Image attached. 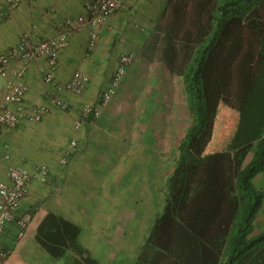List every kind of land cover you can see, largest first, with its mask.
I'll list each match as a JSON object with an SVG mask.
<instances>
[{
	"label": "trees",
	"instance_id": "obj_1",
	"mask_svg": "<svg viewBox=\"0 0 264 264\" xmlns=\"http://www.w3.org/2000/svg\"><path fill=\"white\" fill-rule=\"evenodd\" d=\"M158 58L183 78L191 124L178 146L163 212L135 264H264V0H167ZM221 104L239 113L225 150L207 153ZM92 119V118H90ZM81 227L49 211L37 242L73 264H100Z\"/></svg>",
	"mask_w": 264,
	"mask_h": 264
},
{
	"label": "crops",
	"instance_id": "obj_2",
	"mask_svg": "<svg viewBox=\"0 0 264 264\" xmlns=\"http://www.w3.org/2000/svg\"><path fill=\"white\" fill-rule=\"evenodd\" d=\"M134 1L132 0L122 11L109 18L99 29V38L95 52L82 63V67L86 70L83 71L90 77V86L86 90L87 94H84L88 96L96 95L97 93L94 92L95 89L100 90L108 85L118 65L119 57L123 52L138 53L145 45L146 38L143 32L136 29L129 30L128 35L130 36L127 37L124 43L119 45L117 43L118 37L121 38L125 32V28L122 26V18L124 16L131 18V15L136 11L134 9ZM33 5L35 6L33 7ZM83 12V0H20V5L16 9L10 10L5 8L1 15L2 17L0 16V52L16 45L25 33H29L32 28L30 27L32 21L38 24L37 26L34 23V27L38 28L40 33L54 34L57 28L63 26L65 20L76 19ZM72 38L73 41L79 43L81 49H84V45L88 41V31H81V33L74 35ZM86 38L87 40H85ZM120 41H122V38ZM77 47L78 45L72 44L70 50L65 51L59 57L57 78L61 82H67L69 80L73 72V65H76L74 70L77 68L78 61L74 58L76 54L70 52ZM112 62L116 64L113 71L111 70L113 66ZM18 65L20 63L17 61L11 63L4 80L14 77L12 74L14 72L13 68ZM100 65L101 67L104 66L103 70L100 69ZM131 65L129 68L132 67ZM127 70L124 76L127 74ZM35 73L36 71H33L32 68L28 71L29 89L26 97V103L28 105L43 103L42 91L38 89L34 90L33 84L31 83V78L35 77ZM1 96L2 93L0 92V99ZM66 97L75 99L71 93H66ZM57 109L59 108L51 106L50 112L40 122H23L16 129L0 134V156L4 152L9 155L8 158L0 157V180H8V169L12 165L31 168L42 164L49 168L52 178H62L64 176L65 172H62L61 165L58 166L53 157V151L55 153L57 151L56 148L61 150L64 147L60 135L61 130L64 129L59 119L61 109ZM95 125L85 126V129L78 133L80 135L79 138L75 136L79 140L81 154H84L82 148L85 147L86 143L88 145H94L97 150H99V145L102 144L99 142V138L103 133L102 129L106 128L100 123L99 125ZM66 126L68 128L67 124ZM179 144L180 141L175 146H179ZM59 145L63 147L59 148ZM137 145L139 146L135 145L136 147H132L129 152H119L111 155V157L109 156L107 158L108 160L106 159L108 162L106 165L109 168H113V172H108L110 175L106 173L105 186L108 191L114 194V216L112 224L114 232H116L115 240H117L114 250V264H135L138 261L143 245L151 234L156 217L165 208L167 193L170 188V177L179 159V153L173 156L165 153L164 143L158 142L157 138H147ZM79 154L78 148L70 157L67 165L72 166L74 161H79L77 158L80 157L77 156ZM90 160L93 162L94 168L97 167V171L100 174L101 164L99 161L94 157H91ZM73 169L76 170V167ZM81 173L82 176L86 174V172ZM39 186V182L32 184L29 197L22 201L19 209L20 214L29 212L31 216L24 237L17 242L13 241L16 234V226L14 224H11L7 232L0 236V246L10 249L9 257L4 264H56V258H53L36 240L37 227L49 211L58 213L81 227V242L90 249L93 256L97 257L101 264L100 257L102 255L97 249H103L104 236H101V238L97 237V239L91 237L95 236L92 231L98 232L99 229L97 226L102 224V222H99L98 219L91 218L81 223L71 217L68 209L66 211L62 209H50L49 211L36 210L33 213L31 207L36 196L35 191L38 190ZM123 194H136V197L129 199V208L130 210L135 208L139 210V214L136 215L137 219L134 218L137 224L134 226L135 231H130L129 234V243L126 242V234L122 235L120 232L123 223V209L127 207L123 204V202L127 201ZM138 194L142 196L139 197ZM89 207L90 204L87 203L86 206L84 204L82 205L84 211ZM142 210H145V217L143 216ZM260 213L264 214V202L254 220L253 235L264 229L260 225V222L262 223L264 220L258 219ZM129 217L131 223L134 215L129 214ZM146 218L148 222L144 230L141 231L143 229V221ZM93 242L96 243L97 248Z\"/></svg>",
	"mask_w": 264,
	"mask_h": 264
},
{
	"label": "rangeland",
	"instance_id": "obj_3",
	"mask_svg": "<svg viewBox=\"0 0 264 264\" xmlns=\"http://www.w3.org/2000/svg\"><path fill=\"white\" fill-rule=\"evenodd\" d=\"M166 2L167 0H135L134 9L136 11L131 15L132 17L128 18L124 16L122 18V26L125 28V32L122 34V41H120L121 38L118 37V45L124 43L127 37L130 36L128 35L129 30L135 29L143 32L146 38L145 45L138 53H134L135 60L131 65L132 67H128L129 69L127 68V74L123 76L120 87L117 89L115 96L109 104L103 107L105 109L102 110L101 116L96 119H90L87 124L80 129L75 128L74 121L79 116L82 106L86 103L98 102L101 92L108 86L106 85L100 90L95 89L94 92L97 93L96 95H86V90L90 86V77L82 67V63L95 52V49L89 50L87 47L90 32L89 28L86 27L85 30H81L88 31V41L86 45H84V49H81L79 43L73 41L72 38L74 35L81 33V31L69 30V44L59 55L60 57L62 53L70 50L72 44L78 45L77 48H74L70 52L76 54L74 58L78 61L75 70L74 67H76V65H73L72 74L76 70H85L83 72L89 77V84L82 94L58 90L57 86H63L66 82L59 81L57 77L55 85L47 84L44 80L47 61L42 57L30 61L11 58L9 66L13 61L20 63V65L13 68L14 72L12 74L14 77L4 80L7 76L5 75L6 73L4 74L5 76H0V92L2 93L0 104H2L6 96L8 85L16 80V72L18 70H24L25 81L29 89L28 71L30 68L36 71L34 74L35 77L31 78V83L33 84L34 90L38 89L42 91V104H48L49 99L53 95H58L67 102L70 106V110L62 111L57 109L61 111L59 119L64 129L61 130L60 135L61 141L63 142L62 145L65 148L70 144L73 138L77 139L79 142L78 138L80 135H78V133L84 130L85 126H91V124L99 125V123L105 126L106 129H102L103 133L99 138V142L102 143L99 145V150H97L94 145H88V143H86L85 147L82 148L84 154H81V148L78 146L80 154L77 156L82 158L77 157L79 161H74L72 166L67 165L69 162L66 165L58 163V155L64 148L62 145H59V148L63 147L61 150L56 148L57 151L55 153L53 151V157L58 166L61 165L63 169L62 172H65L64 176L62 178H52L50 175L48 183H39L40 186L38 190L35 191L36 196L34 197V203H32L33 206L31 207L33 213H35L36 210L49 211L50 209H62L66 211L68 209L71 217L81 223L91 218L98 219L99 222H102L99 226L96 225L99 230L98 232L92 231L95 236L91 237L97 239V237L101 238V236H104L103 249H97L102 255L100 257L101 264H114V250L117 241L115 240L116 232H114L112 224L114 216V194L108 191L105 186L106 173L110 175V171L113 170V168H109L106 165L108 163L107 158L119 152H129L132 147L139 146L137 144L147 138H157L158 142L164 143L165 153L170 154V156L176 155L178 153V145L175 146V144L181 141L192 121L185 96L183 78L178 75L170 74L166 64L158 58V33L155 25L160 18ZM34 6L35 5H33V7ZM34 23L35 22L32 21L30 24V27H32L30 32L24 35H29L35 43L56 36L61 29V27L57 28L54 34H44V32L40 33L39 29L34 27ZM35 25L38 26L37 23H35ZM85 40H87V38ZM8 50H3L1 52H7ZM20 61L23 63L21 64ZM135 62L136 64L134 65ZM112 65L111 70L113 71L116 66L115 62H112ZM103 67L100 65L101 70H103ZM66 93H71L72 97L75 99L66 97ZM36 105L41 104H33V106ZM238 123V111L226 104H221L216 117L213 137L206 151L215 152L225 150L237 130ZM91 157H94L101 164L100 174L99 171H97V167L94 168L93 162L90 160ZM74 167H76V170L73 169ZM59 169L61 168L59 167ZM81 172H86V174L82 176ZM254 183L257 188L264 191V171L255 177ZM138 195L139 197L142 196L140 194ZM123 196L127 200L123 202V204L127 207L123 209V223L120 232L122 235L126 234V242L129 243V234L130 231H135L134 226L137 225L135 223L137 219L136 215L139 214V210L136 208L130 210L129 208V199L136 197V194H123ZM86 203L90 204V207L84 211L82 205L84 204V206H86ZM115 211L117 212V210ZM142 213L145 217V210H142ZM129 214L134 215L131 223ZM258 219H262L263 221L264 214L260 213ZM147 222L148 219H144L143 229L141 231L144 230ZM260 225L264 227V222H260ZM93 244L97 248L96 243L93 242ZM55 263L73 264L71 254L68 253L65 257L56 259Z\"/></svg>",
	"mask_w": 264,
	"mask_h": 264
},
{
	"label": "built area",
	"instance_id": "obj_4",
	"mask_svg": "<svg viewBox=\"0 0 264 264\" xmlns=\"http://www.w3.org/2000/svg\"><path fill=\"white\" fill-rule=\"evenodd\" d=\"M37 1V0H31ZM132 0H83V14L77 19L65 20L63 26L54 37L34 42L29 35H23L19 42L7 52H0V76L4 75L9 68L10 59L30 61L35 58H45L47 68L44 80L49 85L56 84L58 71V58L60 53L68 46V31H81L86 27L90 29L88 49L96 48L99 38V28L109 18L122 11ZM20 0H0V16L4 9H16ZM133 53H123L119 57L108 86L101 92L99 101L86 103L82 106L79 116L74 121L76 129L82 128L87 122L101 116L103 107L107 106L120 87L126 69L134 61ZM24 70L16 72V80L8 85L6 96L0 104V134L14 130L23 122H40L55 106L63 111L70 110L67 102L58 95H53L48 104L28 105L26 97L28 85L25 81ZM89 84V77L81 70H76L69 81L63 86H57L58 90L82 94ZM79 142L73 139L58 155V162L66 165L72 154L78 149ZM8 158L4 152L0 157ZM50 180L49 168L46 165H37L31 168L25 166H10L8 180H0V236L5 234L9 226H16L14 242L21 240L31 219L30 213L19 212L21 203L28 198L34 182L46 184ZM10 254V249L0 246V264H4Z\"/></svg>",
	"mask_w": 264,
	"mask_h": 264
},
{
	"label": "clouds",
	"instance_id": "obj_5",
	"mask_svg": "<svg viewBox=\"0 0 264 264\" xmlns=\"http://www.w3.org/2000/svg\"><path fill=\"white\" fill-rule=\"evenodd\" d=\"M125 53H130V52H125ZM122 54H123V53H122ZM129 66H130V65H129ZM129 66H128V67H129ZM126 70H127V69H126Z\"/></svg>",
	"mask_w": 264,
	"mask_h": 264
}]
</instances>
